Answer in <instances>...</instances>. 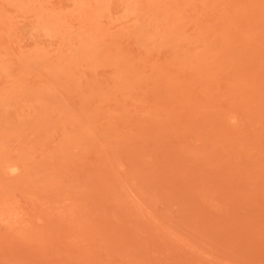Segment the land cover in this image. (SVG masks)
Returning <instances> with one entry per match:
<instances>
[{
    "label": "rangeland",
    "instance_id": "1",
    "mask_svg": "<svg viewBox=\"0 0 264 264\" xmlns=\"http://www.w3.org/2000/svg\"><path fill=\"white\" fill-rule=\"evenodd\" d=\"M0 264H264V0H0Z\"/></svg>",
    "mask_w": 264,
    "mask_h": 264
}]
</instances>
